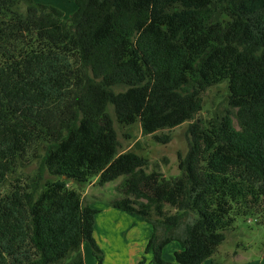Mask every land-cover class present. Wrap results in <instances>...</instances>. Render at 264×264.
Wrapping results in <instances>:
<instances>
[{
    "label": "trees",
    "instance_id": "obj_1",
    "mask_svg": "<svg viewBox=\"0 0 264 264\" xmlns=\"http://www.w3.org/2000/svg\"><path fill=\"white\" fill-rule=\"evenodd\" d=\"M75 1L66 18L51 4L0 0V264H85L84 243L108 264L94 235L100 209L67 186L92 177H123L110 206L151 224L137 264L146 254L174 264L163 257L173 241L178 263L202 264L234 212L264 213V0ZM225 81L228 107L189 124L179 176L119 153L109 106L167 143L159 132L194 120L203 93Z\"/></svg>",
    "mask_w": 264,
    "mask_h": 264
},
{
    "label": "rangeland",
    "instance_id": "obj_2",
    "mask_svg": "<svg viewBox=\"0 0 264 264\" xmlns=\"http://www.w3.org/2000/svg\"><path fill=\"white\" fill-rule=\"evenodd\" d=\"M36 1L58 6L65 12L66 17L70 15L71 11L76 9L77 5L75 0ZM228 94L229 89L227 81L209 87L203 93V107L194 120L187 121L173 129H165L159 132L170 134L171 140L167 143H160L156 141L153 135L144 134L140 122H135L128 126L118 123L113 106H109V111L115 118V126L119 134V153L130 152L146 157L149 160L148 171L158 170L163 173L166 179L179 176L180 156L185 155L188 150L189 136L187 130L189 124L197 120L206 122L211 119L216 112L224 111L228 107ZM233 119L235 126L239 128L235 115H233ZM39 165V163H33L26 169V172L31 175L36 174ZM45 176L49 179H55V181L58 180L55 177H51L49 174ZM122 180L123 177H120L106 184H100L98 177H92L86 183L82 184L67 182V186L77 190L85 204H92L97 208H102V213H107L109 210H113L112 207L110 209L106 208V206L110 204V201L122 196L118 190V186ZM14 182V179L9 181V183ZM6 188L7 185L4 187V190H6ZM166 209L170 212H174V209L169 205L166 206ZM236 211H238V209H236ZM234 216L236 218L234 225L227 231V239L219 246V249H221L222 252L238 251L241 256L239 260L241 264H243L246 259H248L251 264H264V213L262 210L260 212H254L244 207L241 209V212H234ZM113 222L115 221L112 220L110 223ZM107 236L105 235L104 240L109 239ZM172 248L173 246L169 245L163 252V257L167 261H170L168 260L169 258L172 259ZM131 251L136 252V248ZM110 252L112 253V249ZM81 254L84 259H86L87 264L94 262L95 257L88 243L82 245ZM70 260V257L67 258V261Z\"/></svg>",
    "mask_w": 264,
    "mask_h": 264
},
{
    "label": "crops",
    "instance_id": "obj_3",
    "mask_svg": "<svg viewBox=\"0 0 264 264\" xmlns=\"http://www.w3.org/2000/svg\"><path fill=\"white\" fill-rule=\"evenodd\" d=\"M76 9L71 11L68 17H66L63 11L65 17L69 18ZM106 208L110 209V204L107 205ZM99 209L100 212L96 215L94 235L105 252V261L108 264H137L145 254V246L152 235L153 228L151 224L143 220L139 215L121 209L112 207L113 210H109L107 213H102L103 209ZM110 220L115 222L110 223ZM105 235H108L107 237H109V239L104 240ZM169 245H172L173 248L171 251L172 259L169 258L168 260L174 264H180L175 260V252L181 249V245L179 242L173 241L169 243L165 249ZM110 248L112 249V253L110 252ZM134 248H136V252L131 251ZM146 257L147 263L153 264L151 262L152 255L146 254ZM240 258L241 256L238 251L222 252L221 249H218L217 253L212 258L207 259L202 264H213V262L216 264H241V262H239ZM85 264H87L86 259ZM90 264H97L96 258L94 262ZM243 264H251V262L246 259Z\"/></svg>",
    "mask_w": 264,
    "mask_h": 264
}]
</instances>
